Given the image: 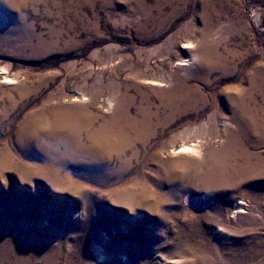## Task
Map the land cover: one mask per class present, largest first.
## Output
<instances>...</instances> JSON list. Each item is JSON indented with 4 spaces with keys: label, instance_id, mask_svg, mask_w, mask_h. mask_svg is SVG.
<instances>
[{
    "label": "rangeland",
    "instance_id": "rangeland-1",
    "mask_svg": "<svg viewBox=\"0 0 264 264\" xmlns=\"http://www.w3.org/2000/svg\"><path fill=\"white\" fill-rule=\"evenodd\" d=\"M168 76L199 89L195 107L130 135L108 166L68 162L53 183L22 150L28 117L86 109L99 127L125 96L137 117L159 103L143 79ZM238 93L264 116V0H0L2 248L28 264H264V178L201 177L237 132L221 105ZM196 143L199 155L176 154ZM246 148L264 161V136ZM44 250L50 263L33 256Z\"/></svg>",
    "mask_w": 264,
    "mask_h": 264
},
{
    "label": "bare ground",
    "instance_id": "bare-ground-1",
    "mask_svg": "<svg viewBox=\"0 0 264 264\" xmlns=\"http://www.w3.org/2000/svg\"><path fill=\"white\" fill-rule=\"evenodd\" d=\"M189 61L191 59L187 62ZM223 62L222 59L209 62L205 58L206 66L212 69L221 68ZM179 66L186 65L181 63ZM134 72L132 78L134 80L140 79L141 75ZM143 80H146L148 85L159 89L154 91L158 98L156 100L159 102L155 110L150 106L145 109L140 108L138 116L131 117L128 113L127 96L121 97L117 103L115 116L106 119L99 127L94 128L96 117L86 109H78L74 112L55 110L43 112L47 113L45 115H32L22 123L18 130V136L24 144L22 150L27 151L32 159L43 163L42 173L54 183L57 182L56 172L68 162L83 160L84 163L92 166H108L112 157L120 158L126 154L127 149L131 148L130 135L135 139L140 138L145 133L152 135L154 121L157 125L165 128L173 122L181 111L194 108L197 97L200 96V91L196 86L188 87L185 85L184 79L178 80L174 76ZM141 96L144 97L143 94ZM106 101V105L109 107L111 102L109 99ZM223 105H221L222 108L232 111L237 132L229 133L230 140L222 150L209 151L208 156H203L205 167L201 176L202 181L208 185L220 183L229 187L235 182L240 184L247 178H264V161L253 153H249L246 148L247 141L252 136H264L262 108L254 101L250 102L248 95H241L240 93L229 96ZM161 112H164V115ZM82 133L88 135L87 145L82 143ZM176 154L199 155V145L197 143L196 145L183 144ZM235 155L240 156V160H237ZM157 158L154 160L157 161ZM10 159L7 153L2 155L0 168L6 167L11 161ZM12 251H6V248H2L0 243V264H28L19 253L22 252L21 250L11 253ZM33 253H35L33 256L38 258L37 260L41 259L46 263L51 262L45 250ZM11 254L16 259H13ZM33 262L30 261L31 264Z\"/></svg>",
    "mask_w": 264,
    "mask_h": 264
}]
</instances>
